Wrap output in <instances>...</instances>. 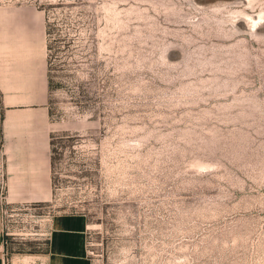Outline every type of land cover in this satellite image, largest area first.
Listing matches in <instances>:
<instances>
[{
	"label": "rangeland",
	"instance_id": "1",
	"mask_svg": "<svg viewBox=\"0 0 264 264\" xmlns=\"http://www.w3.org/2000/svg\"><path fill=\"white\" fill-rule=\"evenodd\" d=\"M261 12L0 0L1 118L45 89L50 127L48 195L1 184L6 255L45 250L66 214L87 264H264V21L239 18Z\"/></svg>",
	"mask_w": 264,
	"mask_h": 264
},
{
	"label": "crops",
	"instance_id": "2",
	"mask_svg": "<svg viewBox=\"0 0 264 264\" xmlns=\"http://www.w3.org/2000/svg\"><path fill=\"white\" fill-rule=\"evenodd\" d=\"M37 98L28 102L31 106L24 112L4 111L2 118L0 113V188L5 185L7 198L29 200L48 195L45 182L50 127L44 105L45 89L39 91ZM19 131L22 133L17 134ZM1 215L0 208V264H87L83 243L85 222L80 215H55L45 250L14 251L9 255L5 252Z\"/></svg>",
	"mask_w": 264,
	"mask_h": 264
},
{
	"label": "bare ground",
	"instance_id": "3",
	"mask_svg": "<svg viewBox=\"0 0 264 264\" xmlns=\"http://www.w3.org/2000/svg\"><path fill=\"white\" fill-rule=\"evenodd\" d=\"M239 18H241L242 20H245L246 18L250 19V23H251L250 26H253L257 22L264 21V12L258 13L254 17L253 16L251 17V16H248L246 14L245 15L243 14L241 17L239 16ZM253 28H255V27H253Z\"/></svg>",
	"mask_w": 264,
	"mask_h": 264
},
{
	"label": "built area",
	"instance_id": "4",
	"mask_svg": "<svg viewBox=\"0 0 264 264\" xmlns=\"http://www.w3.org/2000/svg\"><path fill=\"white\" fill-rule=\"evenodd\" d=\"M5 234H6V232H5ZM4 264H6V263L4 262Z\"/></svg>",
	"mask_w": 264,
	"mask_h": 264
}]
</instances>
